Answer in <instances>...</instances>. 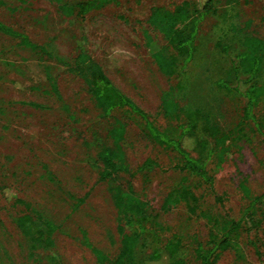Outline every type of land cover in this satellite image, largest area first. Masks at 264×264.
I'll list each match as a JSON object with an SVG mask.
<instances>
[{
    "label": "rangeland",
    "instance_id": "rangeland-1",
    "mask_svg": "<svg viewBox=\"0 0 264 264\" xmlns=\"http://www.w3.org/2000/svg\"><path fill=\"white\" fill-rule=\"evenodd\" d=\"M65 1L71 0H0V21L50 53L23 47L19 39L0 32V264H99L85 235L93 247L115 259L122 249L118 229L125 221L111 188L127 190L130 185L155 208L144 213L153 212L163 229L161 241L150 238L149 231L140 236L135 264H144L174 235L182 238L187 264H199L197 244L211 234L221 235L227 223L220 214L229 210L236 220L245 214L250 201L240 182L245 181L253 197L264 194L262 138L253 122L240 123L241 95L215 87L230 69L217 43H230V55L235 56L243 49V36L264 38V0L241 5L214 0L217 12L201 24L193 59L186 66L184 56L158 34L174 63L171 76L159 69L143 33L150 29L147 19L153 6L171 9L183 0H118L84 19L67 15L61 7ZM248 21L251 25L245 27ZM231 24L240 30L233 31ZM84 35L95 62L159 130L176 137L178 127L198 111L193 117L199 142L192 155L208 161L216 190L229 196L225 206L216 205L209 185L179 169L181 157L152 140L142 117L128 109L104 115L87 81L74 71L76 40ZM259 79L264 81V73ZM52 80L58 93L51 90ZM241 85L243 90L248 86ZM169 92L179 105L178 115L170 116L164 107L163 96ZM256 116L264 123V97ZM118 121L126 125L121 146L130 175L117 173L103 180L98 154L114 145L111 131ZM211 125L234 132L226 158L220 157V150L208 157V148L214 147ZM147 159L154 167L146 174L139 168ZM183 186L189 188L188 199L161 209L165 197L175 189L178 194ZM25 215L34 218L31 237L13 220ZM38 216L60 225L53 248L33 239L42 228ZM125 232L135 230L126 227ZM233 239V246L214 264H264V200Z\"/></svg>",
    "mask_w": 264,
    "mask_h": 264
},
{
    "label": "trees",
    "instance_id": "trees-1",
    "mask_svg": "<svg viewBox=\"0 0 264 264\" xmlns=\"http://www.w3.org/2000/svg\"><path fill=\"white\" fill-rule=\"evenodd\" d=\"M242 1L250 0H229V4H242ZM118 0H74L62 3V10L69 16L84 19L91 11L104 8ZM234 9V8H233ZM217 10L214 7V0H183L174 9H168L164 6H155L151 10L148 19L150 29L144 31L146 47L158 65L159 69L167 76L173 74V60L164 52L159 35L163 36L169 45L179 51L184 56L183 64L186 66L194 56V43L198 36L201 24ZM229 15V11H227ZM232 25V29L240 30ZM251 22L248 21L245 27H249ZM0 32L10 37L20 40L23 47L34 50L41 49L50 56L44 48L39 47L30 41L24 33L18 32L0 21ZM242 51L235 56L230 55V43L222 40L217 43L220 52L229 59L230 69L225 72L215 82V87L227 93L236 92L244 99L243 115L241 124L244 122H253L256 131L262 138L264 148V123L256 116V107L264 97V81L259 78L264 73V38L254 35H245L242 37ZM89 39L86 35L78 37L76 40L77 64L74 71L82 76L88 83L90 92L99 108L103 110L104 115L110 116L117 109H128L133 114L143 118L146 124V130L152 140L167 149L173 150L181 157L178 164L179 169L189 172L192 176L199 178L204 184L211 187V192L216 205L225 206L229 200L227 194H220L216 190L215 176L208 167V161L204 158L194 157L192 149L198 144L195 136L197 121L193 117L198 111L193 112L190 120L178 127L176 137H172L168 132L161 131L155 127L147 118L144 111L131 98L122 93L110 80L103 68L95 62L88 50ZM259 79V80H258ZM256 80H258L256 82ZM245 82L248 86L243 90L241 84ZM51 90L58 93V86L54 80L51 82ZM163 104L167 114L170 116L178 115L179 105L170 97V92L163 96ZM210 137L213 140L214 147L208 148V157L214 155V151L220 150L219 155L223 158L232 151V139L234 132H224L217 126L211 125ZM241 130L240 124L237 131ZM126 133V125L121 121L111 131L114 145H106L99 152L98 157L104 165V170L100 178L109 179L113 174L127 173L130 175L128 165L125 161V152L122 149L121 142ZM204 147L207 144L203 145ZM154 167L151 160L147 159L139 168L140 172L148 173ZM245 198L249 199V204L245 209V214L239 219H233L229 210L220 215L226 219L221 235L211 234L206 242H199L196 247V255L199 264H214L215 259L221 252L232 247L233 235L236 234L245 224L246 217L254 211L256 206L264 200V194L252 196L250 187L241 181L239 185ZM189 188L183 186L177 194V190H172L163 200L161 209H166L170 205L178 204L187 200ZM111 198L113 203L122 214L125 224L119 226L122 249L120 254L111 259L103 250L95 248L89 242L85 235V241L89 248L92 249L99 264H135L136 244L140 236L149 231V237L155 241H161L162 226L158 223L156 215L153 212L144 213V209H155L149 201L141 200L135 193L132 185L126 190L122 186L111 188ZM195 211L194 207L191 208ZM207 215V214H204ZM207 217V216H206ZM41 224L38 236L33 238L45 248H53L55 243L53 235L60 230V225L54 221L38 216ZM146 219V224L143 220ZM13 220L27 236H32L29 225L34 223V218L29 215L14 217ZM149 226L147 227V225ZM126 227L134 229L135 232L126 234ZM144 264H187L183 252V241L178 235L167 239L161 247L153 250Z\"/></svg>",
    "mask_w": 264,
    "mask_h": 264
},
{
    "label": "built area",
    "instance_id": "built-area-1",
    "mask_svg": "<svg viewBox=\"0 0 264 264\" xmlns=\"http://www.w3.org/2000/svg\"><path fill=\"white\" fill-rule=\"evenodd\" d=\"M180 3H181V2H180ZM180 3H179V4H180ZM176 6H177V5H176ZM153 7H155V6H153ZM153 7H152V8H153ZM174 7H175V6H174ZM174 7L171 8V9H174ZM166 8H167V7H166ZM168 9H169V8H168ZM151 10H152V9H151ZM150 15H151V12H150ZM150 15H149V17H150ZM149 17H148V19H149ZM148 19H147V23H148ZM148 25H149V24H148Z\"/></svg>",
    "mask_w": 264,
    "mask_h": 264
}]
</instances>
